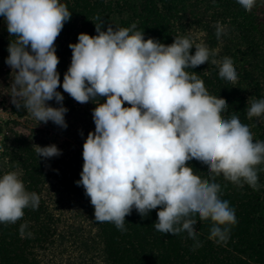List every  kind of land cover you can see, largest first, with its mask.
Wrapping results in <instances>:
<instances>
[{
  "label": "trees",
  "instance_id": "16d2710c",
  "mask_svg": "<svg viewBox=\"0 0 264 264\" xmlns=\"http://www.w3.org/2000/svg\"><path fill=\"white\" fill-rule=\"evenodd\" d=\"M4 1L16 26L0 64H49L46 94L82 97L88 120L75 151L5 137L18 177L0 169V264H44L50 182L97 231L80 264H264V0ZM207 17L221 66L185 33Z\"/></svg>",
  "mask_w": 264,
  "mask_h": 264
},
{
  "label": "rangeland",
  "instance_id": "374dc122",
  "mask_svg": "<svg viewBox=\"0 0 264 264\" xmlns=\"http://www.w3.org/2000/svg\"><path fill=\"white\" fill-rule=\"evenodd\" d=\"M258 12L264 20V7ZM209 19H203L200 24L185 20V33L201 54L221 66L226 57L222 60L219 56L225 54L226 43L221 36H218L216 44L211 40L204 25ZM15 26L14 11L6 1L1 0L0 40L8 37ZM50 70L49 64L38 60L7 58L0 64V153L4 149L5 137H15L16 140L18 135L30 139L38 147L56 144L68 151L78 149L76 139L84 132L88 109L82 97L79 100L70 98L68 90L60 98H56V92L46 94L41 81ZM60 99L69 102L60 103ZM19 104L23 107L21 115L16 116L11 113V107ZM254 117L260 119L259 114ZM134 130L143 134L148 144L156 143V132L146 125H135ZM81 151L83 156L88 155L86 148ZM151 161L152 157H148L145 163ZM8 166L5 158L0 161V169L4 168L16 180L18 172L7 170ZM45 189L43 195L47 197L58 223L55 243L42 253L44 264H80L79 255L83 251L80 246L85 244L90 249L88 254H91L97 231L87 220L81 201L72 193L55 182H50ZM93 261L99 263L97 258Z\"/></svg>",
  "mask_w": 264,
  "mask_h": 264
}]
</instances>
